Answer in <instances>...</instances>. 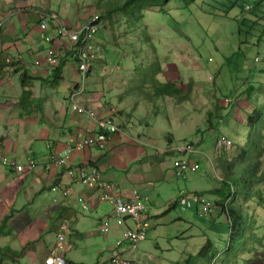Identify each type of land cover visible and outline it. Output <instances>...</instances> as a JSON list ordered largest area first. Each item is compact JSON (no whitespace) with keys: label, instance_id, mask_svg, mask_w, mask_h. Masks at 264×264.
Instances as JSON below:
<instances>
[{"label":"rangeland","instance_id":"1","mask_svg":"<svg viewBox=\"0 0 264 264\" xmlns=\"http://www.w3.org/2000/svg\"><path fill=\"white\" fill-rule=\"evenodd\" d=\"M13 1L24 3L25 6L31 5V1L49 5L65 22L70 21L75 27L83 25L96 14H105V10L99 6L109 3V0ZM209 1L187 3L185 0H172L167 6L169 12L164 13L162 8L153 7L144 20L132 24L127 22L123 14H118L113 23L106 19L104 25L107 33L102 46L107 50L106 59L102 67L99 63L93 64V73L89 75L94 84L90 80L86 84L85 95L94 87L101 94L103 104L110 103L115 110L123 112L125 122L130 121L131 124V128L125 126L128 131L157 138L150 147L154 153L157 149H166L168 143H172L169 141L171 138L176 146L193 143L196 148L191 158L200 167L199 171L187 172L186 177H180L177 182L172 181L170 187L166 186L160 192L161 196L153 197L149 204L152 215L156 216L150 220L147 251L158 264H238L235 256L238 252H234V256L228 252L232 234L235 244H239L237 215H234L232 230L228 213H221L217 205L220 200L226 207L229 203L228 187L223 181L232 149L225 148L219 152L217 148L220 137L226 136L234 143L233 154L236 157L240 137L244 134V141L247 139L249 116L255 118L258 108L264 113V37L260 38L258 26L251 28V22L238 18L241 11L239 6L229 8L230 5L224 3L229 7L223 8L209 5ZM257 1L243 0L242 4H255ZM30 5L27 9L32 8ZM225 11L228 12L226 15ZM70 60L79 63L73 57ZM156 68H160V71L154 79ZM156 80L174 83L182 92L174 95L160 92L159 95ZM248 88L253 93L251 102L244 106L240 114L228 117V108L221 113L222 123H219L221 119H214L213 124L207 122L208 112L216 110L219 98L224 100L228 97L233 102L247 98ZM218 104L226 106L223 101H218ZM252 127L255 131L256 125ZM42 143L41 140L33 142L31 151H27V159L37 158L39 164L43 163L42 157L49 151L46 146L40 149ZM177 157L189 158L168 154L162 160L173 165ZM221 162H224L223 165ZM235 163L237 169V157ZM169 169V173H172V168ZM4 170V173H9ZM173 173H178L175 168ZM14 178L15 175L11 174L9 181ZM261 188L264 190L263 185ZM183 191L186 194H203L214 211L205 212L201 208L197 209V206L184 210L178 202L177 207L162 215L169 208L171 200L178 198ZM55 194L46 192L41 197L45 196L44 201L50 199L52 202L57 196ZM68 196L71 197L70 189ZM240 203V200H235L230 205L237 210ZM247 203L242 201L243 232L247 235L249 231L247 214L250 209L254 213L253 222H260V229L257 227L255 230H261L260 235H264V202L262 206L251 203L249 209ZM255 212L259 213L258 217ZM91 225L94 252L105 248V254L109 256V249L116 246L117 236L110 232V239L106 242L102 233L95 234L97 222ZM129 225L134 227L133 221H129ZM209 241L214 242V247L207 248ZM2 243L4 238H0V245ZM258 251L240 253L239 264H248ZM94 256L93 253L87 260L92 262ZM5 259V264H17L1 254L0 263Z\"/></svg>","mask_w":264,"mask_h":264},{"label":"crops","instance_id":"2","mask_svg":"<svg viewBox=\"0 0 264 264\" xmlns=\"http://www.w3.org/2000/svg\"><path fill=\"white\" fill-rule=\"evenodd\" d=\"M0 1V21L5 20L4 26L0 27V159L15 160L25 167V173H20L0 163V238H4L0 255L17 264H43L56 243L60 225L69 221L66 257L78 264H103L110 259L115 246L109 249V256L105 254V248L94 252L91 223L97 222L95 234H101L102 221L112 217L111 233L118 240L124 230L131 228L130 220L114 218L113 206L99 201V191L74 185L67 168H61L52 161L53 156H61L76 142L98 132L97 123L72 106L71 94L81 81L77 64L70 60L73 52L68 50L59 72V68L49 71L45 52L50 46L44 42L37 11L42 8L52 11L51 6L31 1V5H28L32 8L27 9L28 5L24 3ZM66 23L75 28L70 21ZM106 33L107 30H104L98 37L102 46ZM64 44L66 50L69 49L70 43L64 40ZM106 51L103 48L102 57L96 62L101 67L106 59ZM8 60L13 62L8 63ZM37 60L44 62L38 66ZM90 76L88 80L94 84ZM23 80L27 86L25 98ZM85 93L86 89L76 101L94 110L98 117L112 119L121 132L112 137L106 150L90 147L75 152L71 158L73 166H98L104 180L115 182L124 198H130L135 190H139L148 204L153 197H160V192L166 186L170 187L172 181H179L173 173L174 164L169 165L162 160L167 155L159 154L158 149L156 153L150 150L157 138L128 131L126 127L131 128L130 121L125 122L123 112L115 110L110 103L103 104L101 94L94 87L90 88L88 94ZM39 140L44 142L40 149L46 146L49 151L42 157V164L36 161L37 158L27 159V151H31L33 142ZM169 141L175 142L173 138ZM30 160L36 162L35 167L29 165ZM3 167L15 178L9 181L11 174L4 173ZM169 168H172V173H169ZM58 184L70 188L71 197L68 200L59 191H52ZM51 191L57 196L52 202L50 199L44 201L45 196H41ZM81 197L90 206V211L83 209L78 201ZM102 236L108 242L111 235ZM148 243L149 240H146L136 252L130 254V259H137L134 264H158L147 251ZM93 253L94 261L89 262L87 259ZM254 256L248 264H264V245ZM6 261L2 260V264Z\"/></svg>","mask_w":264,"mask_h":264},{"label":"built area","instance_id":"3","mask_svg":"<svg viewBox=\"0 0 264 264\" xmlns=\"http://www.w3.org/2000/svg\"><path fill=\"white\" fill-rule=\"evenodd\" d=\"M247 9L250 7L247 6ZM41 19V30L43 31L44 42L50 47L46 50V63L49 71L56 70L65 57L68 50L73 51V58L79 63H76L81 75L79 85L71 94V101L73 109L80 114L87 115L93 119L98 126V132L87 136L86 138L76 142L72 147L65 150V152L57 157L53 156L52 161L61 167H68L67 174L73 180V183L81 185L91 190H101L99 200L101 202H109L114 207L113 217L126 220L129 219L134 222L135 229H127L124 233L123 239L118 241V246L121 247L125 241L129 243L127 251L115 252L113 258L107 264H132L133 260L129 258L131 252H134L139 244L147 239L149 229L151 227L148 221V205L142 197L139 190H135L130 198H124L121 194L120 188L113 182L105 181L102 172L98 166L95 165H79L71 167V158L75 152L83 151L90 147H98L101 150H106L109 147L112 137L121 132L120 127L114 123L112 119L100 118L92 109H87L80 105L76 98L81 96L86 87V82L89 79V74L92 71V64L99 59L102 49L96 42V36L100 31V25L97 24L96 16L89 18V21L79 26L78 28H71L57 13H49L45 11H37ZM4 26V21H0V27ZM54 33L56 35H54ZM64 40L70 43L69 49L66 50ZM8 60V63H12ZM44 60L36 61V65H42ZM1 78V75H0ZM220 144L231 145V142L226 138L220 140ZM169 151L184 154L188 159H178L174 162L178 176H184L188 171H197L198 165L191 161L190 156L195 153V147L192 143L181 145L178 147H170ZM3 165L8 168L15 169L17 172L23 173L24 166L18 165L15 160L3 159ZM31 167L36 166L34 160H30ZM53 191H61L65 198H68L69 189L61 184L56 185ZM79 202L85 203L83 198ZM180 204L184 208H192L200 206L205 212L211 211V204L198 195L182 196ZM86 210L89 209L84 205ZM112 227V219L105 221L101 232L107 235ZM68 230V223L61 226V231L58 235L57 244L53 247L51 253L47 256L46 264H75L66 259L64 252L67 250L66 234Z\"/></svg>","mask_w":264,"mask_h":264},{"label":"trees","instance_id":"4","mask_svg":"<svg viewBox=\"0 0 264 264\" xmlns=\"http://www.w3.org/2000/svg\"><path fill=\"white\" fill-rule=\"evenodd\" d=\"M172 0H109V3L105 6H99L100 9L105 10V14H96V23L100 25V32L98 35H101V32L107 30L105 27L106 19H109L112 23L116 21L118 14H123L127 19L129 24L132 22H140L145 19L147 12L150 8L159 7L162 8L164 13L169 12L167 6L170 4ZM187 3L197 2V0H185ZM243 0H211L209 1V5L217 6L220 5L225 8L224 3L229 4L232 8L234 6H239L241 11L239 13V19H247L251 22V28L258 26L260 31V38L264 37V0H258L255 4L244 3L242 4ZM249 6L250 8L247 9L246 7ZM228 10V8H227ZM225 15L228 13L227 11L224 12ZM111 25V24H110ZM60 71V67L58 72ZM160 71V68H156L153 74L154 79L156 77L157 72ZM23 84V98L27 96L25 93V89L27 86L25 85V81H22ZM155 86L159 90L161 94L164 95H174L182 92L178 89V87L174 83H161L160 81H155ZM253 93L251 92V88L247 90V98L244 97L243 99L240 98L237 101H232V99L225 97L224 100L220 98L216 101V110H211L208 112V119L207 122L213 124V120L221 119V113L224 110H228V117H235L238 113L240 114L244 108V106L248 105L251 102ZM246 98V99H245ZM180 100V99H179ZM182 100V98H181ZM218 101L226 102L225 107H221L218 104ZM220 112V113H218ZM264 118L263 110L258 108L257 109V116L253 118L249 116L248 118V125L249 130L247 131V139L244 141L243 135L240 137L239 146L237 150L239 151L238 155H236L238 159L237 169L235 163V154L234 153V143L232 151L230 152V160L227 163L226 172L224 174V183L228 187V200L229 203L227 207L225 206L223 201H219L217 204L221 206V211L228 212L229 219L232 223V230L234 229V215L236 214V220L239 226V236H238V243L235 244V237L234 234L231 235L230 245H229V255L234 256V252H238L236 256L238 264L240 263V253L242 252H252L258 251L262 245H264V235H260L261 230L256 231L255 228L260 229V222L259 220L257 223L254 221V213L252 214L251 210V203H256L259 206L263 205L264 202V190H262V185L264 186V127L262 126V121ZM223 120L221 119L222 123ZM256 125L255 131L253 130V125ZM223 136V135H222ZM228 138V137H227ZM229 139V138H228ZM225 149V148H223ZM222 149V151H223ZM221 151V152H222ZM224 161V160H222ZM224 162H221L223 165ZM222 167V166H221ZM236 170H238L236 172ZM235 176H237L235 178ZM199 194V193H197ZM202 197H205L203 194H199ZM235 200H240V206L237 210L230 205L233 204ZM242 201L248 202L249 204V212L247 214L248 218V233L247 235L243 232V221H244V214H243V205ZM175 206H171L167 211L163 212V215L170 212L172 208ZM264 207V206H263ZM256 211V209H255ZM222 213V212H221ZM256 216L258 217L259 213L255 212ZM9 220V217L6 218V222ZM214 247V242L209 241L207 248Z\"/></svg>","mask_w":264,"mask_h":264},{"label":"clouds","instance_id":"5","mask_svg":"<svg viewBox=\"0 0 264 264\" xmlns=\"http://www.w3.org/2000/svg\"><path fill=\"white\" fill-rule=\"evenodd\" d=\"M39 11H45V12H49V13H57V12H54V11H48V10H46V9H42V10H39ZM58 14V13H57ZM38 15V14H37ZM58 15H60V14H58ZM39 16V15H38ZM60 17L62 18V16L60 15ZM39 19H40V17H39ZM63 19V18H62ZM89 19V18H88ZM2 21H5V20H2ZM64 21V20H63ZM65 22V21H64ZM66 23V22H65ZM67 24V23H66ZM68 25V24H67ZM40 26H41V19H40ZM3 27V26H2ZM71 27V26H70ZM41 28V27H40ZM71 28H73V27H71ZM75 28H78V27H75ZM100 32V31H99ZM54 35H56V34H54ZM96 42H98L97 44L101 47V49H102V52H101V55H100V57H99V59H101V57H102V54H103V48H102V45H101V43L98 41V37L96 36ZM73 52V51H72ZM99 59H97L95 62H93V64H95ZM93 64H92V69H93ZM60 67V66H59ZM58 67V68H59ZM57 68V69H58ZM92 72V71H91ZM90 76V75H89ZM88 81V80H87ZM86 84H87V82H86ZM85 89H86V87H85ZM85 92V91H84ZM80 97V96H79ZM121 129V128H120ZM222 138H226L228 141H230L231 142V145H225V144H220V140L222 139ZM220 140H219V146H218V148H217V151H219V152H221L222 151V149L223 148H227V149H229V150H231L232 148H233V143H232V141L230 140V139H228L226 136H221L220 137ZM193 144V143H192ZM194 145V144H193ZM178 147V146H176L174 143H171V144H169L168 146H167V148L166 149H158V153L159 154H161V155H168V154H171V155H175V156H181V155H184V154H179V153H177V152H172V151H169V149H170V147ZM181 146V145H180ZM195 147V146H194ZM195 150H196V148H195ZM196 152V151H195ZM184 156H186V155H184ZM190 158H191V156H190ZM178 159H181L180 157H177V160ZM176 161V160H175ZM191 161L192 162H194L193 160H192V158H191ZM195 163V162H194ZM2 165H3V160H2ZM90 165H93V164H90ZM3 166H5V165H3ZM96 166V165H95ZM6 167V166H5ZM71 167H76V166H73L72 164H71ZM199 167V166H198ZM63 168V167H62ZM67 168V170H68V167H66ZM174 168H175V166H174ZM176 169V168H175ZM199 169H200V167H199ZM199 169L197 170V171H195V172H198L199 171ZM101 170V169H100ZM177 171V170H176ZM188 172H193V171H188ZM194 172V173H195ZM176 175V177H177V179L179 180L180 179V177H186V175H187V173L184 175V176H178V174H175ZM102 176H103V174H102ZM106 181V180H105ZM72 182H73V180H72ZM108 182H110V181H108ZM113 183H115V182H113ZM74 185H77V184H75V183H73ZM116 184V183H115ZM63 186V185H62ZM78 186H81V185H78ZM83 187V186H82ZM119 187V186H118ZM67 188V187H66ZM85 188V187H84ZM68 189H70V188H68ZM87 189V188H86ZM88 190H91V189H88ZM52 191H53V189H52ZM92 191H99L100 192V194H101V190H92ZM121 191V190H120ZM60 193H61V191H59ZM62 194V193H61ZM100 194H99V196H100ZM122 194V193H121ZM63 195V194H62ZM188 195H198V196H200L199 194H197V193H190V194H186L184 191L183 192H181L180 194H179V196H178V198L177 199H174L171 203H170V206H169V208H171V206L173 205V206H176L177 205V203L178 202H180V200H181V198H182V196H188ZM64 197V196H63ZM200 197H202V196H200ZM81 198H83V197H81ZM202 198H205L206 200H207V198L206 197H202ZM66 199H69V197L68 198H66ZM80 199V198H79ZM79 199H78V201H79ZM84 199V198H83ZM57 201H59V200H56V202ZM100 201V200H99ZM146 201V200H145ZM208 201V200H207ZM84 202L85 203H81L82 204V206H83V209L85 210V211H90V206L86 203V201H85V199H84ZM101 202V201H100ZM209 202V201H208ZM101 203H109V202H101ZM146 203H147V201H146ZM111 204V203H110ZM211 204V203H210ZM84 205H87L88 207H89V209L88 210H86L85 208H84ZM112 205V204H111ZM147 205H148V213H147V215H148V221H149V223H150V220H151V218L153 217V215H152V213H151V209H152V207L147 203ZM179 205H181L180 203H179ZM218 205V204H217ZM113 206V205H112ZM182 206V205H181ZM211 206H212V204H211ZM177 207V206H176ZM194 207H196V206H194ZM194 207H192V208H184L183 206H182V208L184 209V210H189V209H193ZM197 207H199V208H197V209H200L201 207L200 206H197ZM218 207H220V211H221V206L220 205H218ZM168 208V209H169ZM167 209V210H168ZM173 209V208H172ZM202 209V208H201ZM167 210H165V211H167ZM214 211V208H213V206H212V209H211V211H208L209 213H212ZM222 213H225V212H223V211H221ZM227 212V211H226ZM228 213V212H227ZM221 214V213H220ZM113 215H114V207H113ZM163 215V214H162ZM111 219H112V227H113V218L112 217H110ZM110 218H107V219H105V220H103L102 221V224H101V227H100V233H102L101 232V228H102V226H103V224H104V222L105 221H108ZM115 218V217H114ZM126 220H129V219H126ZM131 221V220H130ZM64 223H69V221H65ZM64 223H62L61 225H60V228H59V231H58V234H57V240H56V243H55V245L57 244V241H58V235H59V232L61 231V226L64 224ZM134 223V222H133ZM151 225V224H150ZM112 227H111V229H110V232H111V230H112ZM128 229V228H127ZM126 229V230H127ZM129 229H135V224H134V227H131V228H129ZM126 230H124V232H123V235L117 240V242H116V246L112 249V251H111V253H112V255H111V257H110V259L107 261V262H105V263H103V264H107L112 258H113V256H114V254H115V252H119V251H123V250H125V251H127L128 249H129V243L127 242V241H125V244L123 245V246H121V247H119L118 246V241L119 240H121V239H123V237H124V233H125V231ZM69 231V225H68V230L65 232V234H67V232ZM109 232V233H110ZM108 233V234H109ZM103 234V233H102ZM107 234V235H108ZM104 235V234H103ZM148 236H149V234H148ZM148 236H147V239H148ZM146 239V240H147ZM145 240V241H146ZM144 241V242H145ZM66 243H68L67 242V236H66ZM143 243V242H142ZM141 243V244H142ZM141 244H139L138 246H137V248H136V250L134 251V252H136L137 251V249H138V247L141 245ZM54 245V246H55ZM53 246V247H54ZM53 249V248H52ZM52 249L50 250V252H49V254L51 253V251H52ZM68 251V244H67V250L64 252V256L66 257V252ZM134 252H131L130 254H132V253H134ZM48 254V255H49ZM47 255V256H48ZM47 256L45 257V259H44V262H43V264H46L45 263V260H46V258H47ZM130 256V255H129ZM130 258V257H129ZM66 259L68 260V261H70L67 257H66ZM133 260V263L132 264H134V262H137V259H132ZM70 262H72V261H70ZM72 263H75V262H72ZM75 264H78V263H75Z\"/></svg>","mask_w":264,"mask_h":264},{"label":"bare ground","instance_id":"6","mask_svg":"<svg viewBox=\"0 0 264 264\" xmlns=\"http://www.w3.org/2000/svg\"><path fill=\"white\" fill-rule=\"evenodd\" d=\"M206 197V196H205Z\"/></svg>","mask_w":264,"mask_h":264}]
</instances>
